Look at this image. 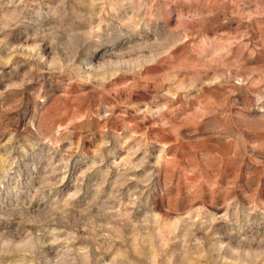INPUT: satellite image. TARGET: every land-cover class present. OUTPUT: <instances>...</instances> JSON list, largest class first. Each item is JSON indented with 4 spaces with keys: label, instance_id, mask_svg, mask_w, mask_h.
<instances>
[{
    "label": "rangeland",
    "instance_id": "obj_1",
    "mask_svg": "<svg viewBox=\"0 0 264 264\" xmlns=\"http://www.w3.org/2000/svg\"><path fill=\"white\" fill-rule=\"evenodd\" d=\"M0 264H264V0H0Z\"/></svg>",
    "mask_w": 264,
    "mask_h": 264
}]
</instances>
